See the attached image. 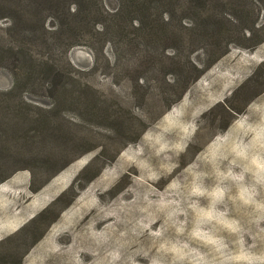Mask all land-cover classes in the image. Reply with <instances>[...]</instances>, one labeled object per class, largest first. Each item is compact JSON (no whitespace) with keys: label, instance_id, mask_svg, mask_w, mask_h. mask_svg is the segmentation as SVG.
Here are the masks:
<instances>
[{"label":"rangeland","instance_id":"obj_1","mask_svg":"<svg viewBox=\"0 0 264 264\" xmlns=\"http://www.w3.org/2000/svg\"><path fill=\"white\" fill-rule=\"evenodd\" d=\"M87 2L99 6L0 0V158L13 156L7 169H20L0 184V264H171L176 231L196 222L192 187L214 176L224 150L255 126L249 117L264 115V41L250 49L249 35L237 34L174 102L180 71L171 58L183 61L196 46L191 59L204 69L209 43L184 33L175 16L157 26L166 31L117 23L112 42L76 45L79 33L100 27L68 17L69 6ZM102 5L115 11L119 1ZM206 9L183 24L225 13L237 31L264 26V0H210ZM262 38L263 28L253 40ZM60 74L78 78L68 82L75 97L56 94ZM138 75L143 87L135 89ZM232 211L247 240L264 244L259 220L253 226L248 210Z\"/></svg>","mask_w":264,"mask_h":264},{"label":"clouds","instance_id":"obj_2","mask_svg":"<svg viewBox=\"0 0 264 264\" xmlns=\"http://www.w3.org/2000/svg\"><path fill=\"white\" fill-rule=\"evenodd\" d=\"M249 119L255 126L224 150L215 175L192 187L196 222L190 230L176 231L177 239L170 245L171 264H264V244L247 240L244 221L232 211L246 209L250 213L246 219L253 226L259 220L264 227V115ZM228 183L231 188L225 186ZM213 224L216 231L210 227Z\"/></svg>","mask_w":264,"mask_h":264},{"label":"trees","instance_id":"obj_3","mask_svg":"<svg viewBox=\"0 0 264 264\" xmlns=\"http://www.w3.org/2000/svg\"><path fill=\"white\" fill-rule=\"evenodd\" d=\"M119 1V7L115 11H109L104 8L102 5L101 12L98 7L102 4L103 0H97L95 5L99 4L97 6V9H93V5L91 6L88 2L85 4V6L81 9L77 6L71 7L69 6L67 9L68 17L72 16L75 19H77V23L86 22L87 20H95L94 24H100L99 30L95 33H79V36H82L81 40L76 41V45L78 44H89L91 48L94 50L95 47L91 45V43H88L85 41V39H91L93 40L95 37H100L104 39V42H112L114 35H115V25L118 23L121 24H137V28L144 33L149 32L151 30H155L154 32L158 31H166L164 26H160L159 30H157V26H159V23L163 24H169L172 18L175 16L179 18V23L181 26L182 31L185 33H189L191 37L197 38L199 43L206 42L209 43V50L208 54L210 55V61L207 62L204 69L198 68V66L193 63L191 56L196 48V46L192 45L193 40L187 36H182L181 41L185 45H191L193 46L192 49L189 50L188 55L183 57V61L180 59L178 61H175V57L171 58V61L173 64H176L179 66V76L178 81L173 86H170L172 90H175V87L180 86V92L178 95V98L174 101L180 100L182 95L187 91L189 88V84L191 80L197 78L201 73H203L206 69H208L210 66H212L216 61H218L224 54L227 53L229 45L232 43H235V37L237 34H242L243 37H245V34L247 33L249 37L248 40H251L253 43H251L247 48L254 49L256 48L260 43L264 41V38L260 40L254 41L253 38L255 36L256 31H259V29H264V26L262 28L256 29L255 25L256 22L253 23L252 27H243L240 31H237L233 29V27L230 25L231 21L229 18H227L224 14L220 16V18H212L213 20L211 22H199L197 23V26L191 27L184 25V19L189 15L191 12L196 13H203L206 12V6L208 1L210 0H118ZM67 17V18H68ZM167 21H165V18ZM107 21H109V25L107 24ZM69 24H74V22H70ZM154 27V29H152ZM70 29V27H69ZM71 30V29H70ZM77 31V28L73 29ZM183 33V34H184ZM252 35V36H251ZM78 36V37H79ZM242 46V45H241ZM96 50V49H95ZM151 61L149 60V63ZM78 78L76 77H70L68 74H60L57 76L58 84L56 85L57 95L59 97H68L71 96V98L75 97V92H71L69 89L74 88L69 86V81H76ZM140 81H144L143 75H138L134 79V85L133 87L137 89L138 87H143V84L140 83ZM20 84V78H16L15 87H19ZM134 139L133 141H136ZM104 155V152H101V156ZM99 156V158L101 157ZM13 156H5L0 158V184L8 180L17 170L15 169L12 171H9L7 169V166L9 163H11ZM44 165L49 164L48 162L50 159L46 160H39ZM37 161V162H39ZM28 167H23L22 169H27ZM80 175L77 176V178ZM47 183H43L42 186H44ZM64 193L63 195H65ZM56 203V202H55ZM70 204V203H69ZM68 204V205H69ZM67 205V206H68Z\"/></svg>","mask_w":264,"mask_h":264}]
</instances>
